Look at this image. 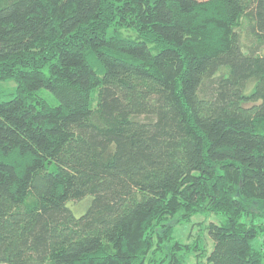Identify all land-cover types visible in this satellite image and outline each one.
Listing matches in <instances>:
<instances>
[{"label": "trees", "instance_id": "1", "mask_svg": "<svg viewBox=\"0 0 264 264\" xmlns=\"http://www.w3.org/2000/svg\"><path fill=\"white\" fill-rule=\"evenodd\" d=\"M7 81L0 264H264V0H0Z\"/></svg>", "mask_w": 264, "mask_h": 264}, {"label": "rangeland", "instance_id": "2", "mask_svg": "<svg viewBox=\"0 0 264 264\" xmlns=\"http://www.w3.org/2000/svg\"><path fill=\"white\" fill-rule=\"evenodd\" d=\"M240 36L243 43L248 44L245 36V27L243 26L242 29L239 31ZM14 83L11 81L2 82L0 83V92H3L7 95V93H11L14 90ZM45 96H47V99L51 105H55V100L47 95L45 93ZM10 97L9 96H2L1 101H6ZM75 205V204H74ZM79 210L83 209V206L78 207ZM214 216H211L209 214L207 215H197L193 217L189 223L182 224L175 221V219L168 222L167 226H171L174 229V238L181 244V245H187L189 247V252L184 255V263L185 264H199V263H205L206 256L211 251V243L208 240V238L205 236L204 227L207 225L206 223L214 220ZM192 246H196V249H198L194 252H192Z\"/></svg>", "mask_w": 264, "mask_h": 264}]
</instances>
